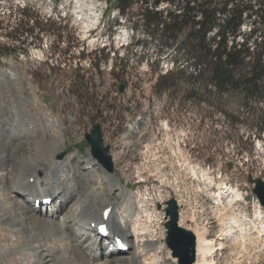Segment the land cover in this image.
<instances>
[{"label": "rangeland", "instance_id": "374dc122", "mask_svg": "<svg viewBox=\"0 0 264 264\" xmlns=\"http://www.w3.org/2000/svg\"><path fill=\"white\" fill-rule=\"evenodd\" d=\"M153 2L135 0L126 18L113 2L108 7L107 0H0V106H7L19 93L24 100L35 101L25 110L38 128L53 124L63 134L65 149L55 155L57 159L83 161L80 168L95 165L105 181L102 170H107L98 159L92 160L86 140L100 125L113 163V173H108L117 188L131 189L136 200L144 202L150 217L147 228L164 234L155 238L164 242L163 255L170 251L172 256L166 244V209L174 200L179 225L212 243L213 264H264V207L248 182L250 174L264 179V141L253 139L248 143L250 152H239L219 114L186 103L175 93L156 90L159 77L172 63L157 57L161 48L138 23L140 7ZM24 7L29 8L31 21L22 16ZM160 7L175 10L166 3ZM254 20L243 23V34L259 27ZM33 22L40 28L16 39L19 29L26 23L32 27ZM51 26L63 28V33L59 36L42 28ZM2 49L20 54L3 55ZM76 81L87 84L75 92ZM120 84L126 86L124 93L119 92ZM2 117L4 123L6 113ZM250 133L243 126L237 130L245 140ZM15 141L23 144L21 155L35 146L31 139ZM39 141L41 136L35 140ZM122 201V195L115 200ZM231 219L239 221L243 232L224 244L226 228L221 225ZM10 233L0 226L1 250L7 243L15 246ZM221 246L224 249L219 250ZM0 264L20 263L3 260Z\"/></svg>", "mask_w": 264, "mask_h": 264}, {"label": "bare ground", "instance_id": "6f19581e", "mask_svg": "<svg viewBox=\"0 0 264 264\" xmlns=\"http://www.w3.org/2000/svg\"><path fill=\"white\" fill-rule=\"evenodd\" d=\"M13 78L10 80L14 85H19ZM11 98L8 107L0 106V117L6 113L4 123L0 121V226L10 229V237L16 244L7 243L2 250L0 246V261L177 264L170 251L167 255L161 253L164 242L160 238L155 240L164 234L161 231L155 234L156 231L147 228L150 217L142 205L144 202L137 201L131 189L123 192L117 188L115 178L107 169V172L102 170L103 181L95 165L87 163L80 168L83 161L57 159L55 155L65 149L62 132L52 127L53 124H47L46 129L38 128L33 116L25 110L35 101L24 100L20 93L16 99ZM17 99L22 107L21 114ZM49 133L53 136L51 139ZM38 136L41 141L35 142ZM20 138L35 143L24 155L20 153L23 144L15 141ZM105 187L109 193L105 192ZM121 195L123 201L117 204L115 200ZM46 199L52 200L50 205H36V201ZM159 219L162 220L160 216ZM102 225L107 237L98 233ZM221 226L226 228V237L222 238L224 244L228 238L243 232L236 219ZM117 239L124 244V251L118 247ZM213 255L210 240L197 235L194 264H213Z\"/></svg>", "mask_w": 264, "mask_h": 264}, {"label": "trees", "instance_id": "16d2710c", "mask_svg": "<svg viewBox=\"0 0 264 264\" xmlns=\"http://www.w3.org/2000/svg\"><path fill=\"white\" fill-rule=\"evenodd\" d=\"M134 1L107 0V5L113 2L118 13L128 18ZM164 3L175 10H161ZM28 12L24 7L21 13L31 21ZM139 16L148 39L161 48L157 57L172 63L159 77L156 90L175 93L186 103L219 114L239 152H250L248 143L253 139L264 141V0H155L140 7ZM252 18L259 27L243 34V23ZM25 26L16 39H25L40 28L34 22L32 27ZM42 28L59 36L63 33L61 27ZM164 51L167 54L161 55ZM13 53L20 54L1 50L3 55ZM84 84L76 81L72 90ZM242 126L251 132L246 140L237 135Z\"/></svg>", "mask_w": 264, "mask_h": 264}, {"label": "water", "instance_id": "95a60500", "mask_svg": "<svg viewBox=\"0 0 264 264\" xmlns=\"http://www.w3.org/2000/svg\"><path fill=\"white\" fill-rule=\"evenodd\" d=\"M126 86L119 85V92L124 93ZM87 142L90 144L92 155L97 158L104 167L113 172V163L109 155L110 147L104 146V140L100 125H95L91 134L86 136ZM64 155L60 156L63 158ZM248 182L254 186L253 192L256 195L260 205L264 207V179L254 178L252 174L248 176ZM167 213V239L166 244L172 251V256L177 258L180 264H194L197 238L196 235L182 228L179 225V209L174 200L168 203Z\"/></svg>", "mask_w": 264, "mask_h": 264}]
</instances>
